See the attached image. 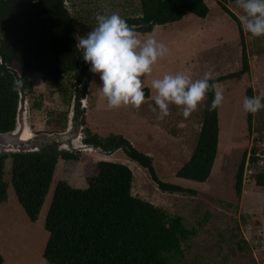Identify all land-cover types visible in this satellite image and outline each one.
Masks as SVG:
<instances>
[{"label": "rangeland", "instance_id": "1", "mask_svg": "<svg viewBox=\"0 0 264 264\" xmlns=\"http://www.w3.org/2000/svg\"><path fill=\"white\" fill-rule=\"evenodd\" d=\"M208 13L199 19L189 13L175 23L155 26L142 41L154 38L168 49L158 59L152 72L143 78L145 103L137 111L131 106L109 109L101 98L99 74L91 73L84 97V126L99 138L118 135L138 152L151 158L156 177L168 184L194 191L167 194L160 192L145 170L128 160L120 150L106 155L98 151H77L76 161L58 160L49 190L35 222L25 217L9 186V160H5L3 180L7 184L5 200L0 203L1 264H47L41 257L47 233L42 224L50 203L51 191L58 181L76 189L85 188V179L94 175L95 163L108 161L126 166L132 175L130 194L163 210L169 217L178 216L191 232L181 243V257L170 264H264V188L253 183L254 174L264 169V109L252 114L246 123L243 101L246 89L252 97L264 100V37L241 33L248 70L240 78L215 83L224 90V101L217 108V148L208 178L196 183L175 177L186 162L200 126L202 106L185 119L182 109L170 106V115L157 119L149 105H154V79L166 74L183 73L192 80L212 73V79L240 70V43L235 25L216 4L203 0ZM72 20V37L85 36L96 27L95 17L118 13L122 18L134 15L137 0H64ZM239 20L243 14L236 2H225ZM13 71H17L12 67ZM31 90L22 93L24 119L31 134L63 132L70 112L71 77L65 76L56 88L34 73L29 77ZM65 90V93H62ZM83 136V135H82ZM254 149V161L248 159ZM245 159L239 197L234 194V174L243 152ZM249 155V156H248Z\"/></svg>", "mask_w": 264, "mask_h": 264}, {"label": "trees", "instance_id": "2", "mask_svg": "<svg viewBox=\"0 0 264 264\" xmlns=\"http://www.w3.org/2000/svg\"><path fill=\"white\" fill-rule=\"evenodd\" d=\"M137 1V13L123 19L140 35L150 34L155 26L178 22L186 13L199 19H204L208 13L203 0ZM226 1L235 0H216V4L235 25L241 48L240 70L212 79L210 83L238 79L248 70L240 22L226 8ZM63 2L0 0V134L14 127L18 95L13 83L17 79L23 80L20 88L28 93L31 74H38L52 88H56L63 77L70 76L69 102L73 94L76 98L85 97L91 65L84 62L82 50L72 37V20ZM144 91L146 98L145 88ZM246 96L252 97L250 89H246ZM213 97L214 93L209 92L203 102L195 143L189 159L175 173L178 179L203 183L209 176L218 134L217 109L208 111L206 107ZM251 115L245 113L248 125ZM81 125L84 126L83 118ZM82 135V143L101 154L120 150L146 171L160 192L194 194L192 190L160 181L151 158L138 152L123 137L99 138L86 127L82 128ZM253 154L254 149H250L247 159L250 162L254 161ZM246 157L244 151L234 174L236 197L241 193ZM77 159L76 153L59 151L52 145H44L31 153L0 155V203L6 197L5 160L10 162L9 186L16 202L27 220L33 223L49 190L57 161ZM131 179L126 166L98 161L94 175L85 179V188L76 189L63 181L56 182L42 224L47 233L41 252L43 260L47 264H170L179 259L180 245L191 232L183 227L180 217H169L163 210L132 196ZM253 183L264 188V169L254 174Z\"/></svg>", "mask_w": 264, "mask_h": 264}, {"label": "clouds", "instance_id": "3", "mask_svg": "<svg viewBox=\"0 0 264 264\" xmlns=\"http://www.w3.org/2000/svg\"><path fill=\"white\" fill-rule=\"evenodd\" d=\"M242 11L239 17L244 31L253 38L264 37V0H235ZM96 27L85 36H76L77 46L82 50V58L90 64V72L99 74L100 95L109 109L131 106L139 110L145 103L143 78L150 75L152 66L167 55L168 49L154 38L141 40L133 26H129L118 13L97 15ZM2 62V61H0ZM2 75V74H0ZM212 73L192 80L183 73L166 74L154 79L151 88L155 91L153 112L157 119L170 115V106L182 109L185 119L196 112L209 92L214 93L208 111L216 110L224 101V90L210 83ZM23 84L22 79L13 83V90ZM264 109V100L259 96L245 97L243 110L256 114Z\"/></svg>", "mask_w": 264, "mask_h": 264}, {"label": "water", "instance_id": "4", "mask_svg": "<svg viewBox=\"0 0 264 264\" xmlns=\"http://www.w3.org/2000/svg\"><path fill=\"white\" fill-rule=\"evenodd\" d=\"M22 93L23 90L18 88V102L15 110L13 129L9 132L0 134V155L36 152L38 148L44 145H52L59 151L71 153L93 150L90 146L82 143L81 119L84 114V98H76L75 94L72 95L70 112L67 116L66 128L63 132L30 134L26 138H23L22 133L26 123L24 119Z\"/></svg>", "mask_w": 264, "mask_h": 264}, {"label": "bare ground", "instance_id": "5", "mask_svg": "<svg viewBox=\"0 0 264 264\" xmlns=\"http://www.w3.org/2000/svg\"><path fill=\"white\" fill-rule=\"evenodd\" d=\"M30 134H31V133H30V131H29L27 125H26V126H25V129H24V131H23V133H22V137H23V138H26V137L29 136Z\"/></svg>", "mask_w": 264, "mask_h": 264}]
</instances>
